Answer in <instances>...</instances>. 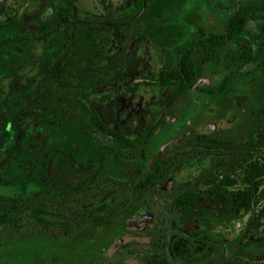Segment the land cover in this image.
I'll return each mask as SVG.
<instances>
[{
	"label": "rangeland",
	"instance_id": "rangeland-1",
	"mask_svg": "<svg viewBox=\"0 0 264 264\" xmlns=\"http://www.w3.org/2000/svg\"><path fill=\"white\" fill-rule=\"evenodd\" d=\"M58 3L68 6V21H61ZM232 4L0 0V212L18 218L0 225L7 264H146L152 256L171 264H264V197L236 215L202 183L220 160L233 169L264 132V10L249 15L247 29L208 62L194 46L225 30ZM244 44L253 54L250 63L237 57ZM186 47L196 67L193 82L210 73L197 80L208 96L193 105L187 90L169 98L177 83L158 77ZM92 110L135 143L104 136ZM198 111L214 126L204 131ZM188 117L191 131L171 132L172 119ZM201 134L231 143L216 147ZM155 165L161 173L139 187L138 178ZM261 181L252 189L264 187V176ZM192 189L200 190L193 205H173L175 196ZM141 210L152 214L151 223L122 228ZM172 236L187 239L174 256L167 251Z\"/></svg>",
	"mask_w": 264,
	"mask_h": 264
},
{
	"label": "trees",
	"instance_id": "trees-1",
	"mask_svg": "<svg viewBox=\"0 0 264 264\" xmlns=\"http://www.w3.org/2000/svg\"><path fill=\"white\" fill-rule=\"evenodd\" d=\"M58 14L60 19L66 21L68 18V6L63 3H58ZM244 15L238 13L229 21L227 25L228 38L238 33L243 27ZM117 41H120L123 37L121 28L118 24L113 26ZM226 43L225 34H212L204 38H200L194 42V46L198 47L205 52L203 60L212 59L218 53V48ZM246 53V52H245ZM195 63L192 57V48H184L176 64L169 70H160L158 73L159 80L163 83H169L175 81L177 83L174 91L170 94L169 98L176 96L181 91L185 90L193 81L195 75ZM226 82V81H224ZM224 82L221 87H224ZM92 115L97 120V113L92 111ZM204 140H209L215 144L216 147H222L229 145L231 141L221 140L213 137L203 136ZM259 143L249 145L244 150V155L234 160V168L230 169L224 163L223 160L219 161L221 166L214 170L205 172L202 175V183L204 184V190L209 195L229 201L231 203V210L236 215H242L247 213L252 203L259 202L264 197V187L257 189L258 185H261V179L264 176V149L262 148V142L264 140V132L260 131L258 135ZM136 140H128L129 144H134ZM160 167H155L152 172L146 175L145 181L140 184L145 185L154 180ZM256 181L257 187L252 189V183ZM200 190H186L179 193L173 199V205L175 207L191 206L194 203L195 198L198 196ZM17 218L0 213L1 223H13ZM187 239L185 237L172 236V242L168 244L167 251L170 256H174L180 252V250L186 244ZM198 247V250H201ZM146 264H171L165 257H152L147 260Z\"/></svg>",
	"mask_w": 264,
	"mask_h": 264
},
{
	"label": "flooded vegetation",
	"instance_id": "flooded-vegetation-1",
	"mask_svg": "<svg viewBox=\"0 0 264 264\" xmlns=\"http://www.w3.org/2000/svg\"><path fill=\"white\" fill-rule=\"evenodd\" d=\"M234 1V4H232V7L231 8H228L227 10H225L226 11V20H228V22H227V25H228V23H229V21L230 20H232L233 19V17L234 16H236L238 13H241V14H243L244 15V17H243V27H242V29L238 32V33H236V34H234V35H232V37H230V38H228V32H227V30H226V28H227V25H226V28H225V30L224 31H222V32H210L207 36H209V35H212V34H220V33H223V34H225V37H226V43L227 42H229V41H231L234 37H236L238 34H240L245 28H246V26H245V23H246V20H247V17L249 16V15H252V14H254V12H256V11H258V10H264V3H261V4H258V5H248V6H245V5H243L242 4V2H244V1H246V0H233ZM223 11V10H222ZM60 17V16H59ZM61 21H63V20H61ZM66 21H68V18H67V20ZM247 29V28H246ZM245 29V30H246ZM251 30V29H250ZM258 31V30H257ZM256 30H254V32H252L254 35H257V34H259V31L257 32ZM206 36V37H207ZM260 36H262V44H264V22H263V24H262V26H261V28H260ZM117 42H120V41H117ZM225 43V44H226ZM225 44H223V45H225ZM222 46V45H221ZM219 49V48H218ZM246 52V53H245ZM252 56H253V54H252V52L248 49V48H246V45L244 44V46H243V49L238 53V55H237V57L238 58H241V59H243V61H246V62H251L252 61ZM177 59H178V57H177ZM208 60V59H207ZM207 60H204V61H207ZM177 62V61H176ZM208 62V61H207ZM176 64V63H175ZM195 73H196V69H195ZM210 73H208V72H206V73H201L200 75H198L197 76V80L198 79H200V81L201 82H203V80L204 79H206V75H209ZM194 77H195V75H194ZM226 79H228L227 78V76L225 75L224 76V80H226ZM193 80H194V78H193ZM197 80L196 81H192L190 84H188V87L185 89V90H187L188 91V93H189V97H190V102H191V104L193 105L195 102V99H197V100H199V99H205L207 96H208V94H207V92H206V90H204L205 88H198L197 87ZM222 85V84H221ZM220 88H222L221 86H220ZM185 90H183V91H181L180 93H178L176 96H178V95H180V94H182ZM195 90H196V92H195ZM174 91V90H173ZM172 91V92H173ZM204 93H203V92ZM171 92V93H172ZM194 92V93H193ZM170 93V94H171ZM170 94H169V96H170ZM194 95H196V96H194ZM168 96V97H169ZM175 97V96H174ZM171 98H173V97H171ZM192 105L191 106H189V107H192ZM189 107L187 108V111L188 110H190L189 109ZM92 111H94V110H92ZM92 111H91V113H92ZM199 113H201V114H197L196 116L198 117V123H200L201 125H203V127H204V131H207V129H210V127L213 125L214 126V122L213 121H205V120H202V117H201V115H202V111H198ZM190 117V116H189ZM187 118V120H180V119H177V118H174V119H172V129H171V132L172 133H174V134H176L177 132H179V131H182V133H183V131H185L186 129H190V131L192 130V128H193V126H192V120H191V118ZM92 118H93V123L99 128V130L100 131H102L103 132V134H104V136H106V137H108V138H114V139H118V140H120L121 142H124L125 144H128V137H127V134H126V131L125 132H122V131H117V130H114V129H112V128H110V127H108L107 125H105V124H103L102 122H100L99 121V118H98V115H97V120H95L94 119V117H93V115H92ZM174 124V125H173ZM124 131V130H123ZM168 133V132H167ZM166 133V131H165V135L167 134ZM203 136H207V135H205V134H201L200 135V138L202 139L203 138ZM209 137V136H208ZM167 138H165V140H166ZM164 140V141H165ZM204 140V139H203ZM163 143V142H162ZM101 158V157H100ZM154 160V159H153ZM148 161L147 162H145V167H144V169L146 168V167H148ZM77 165H80L81 167H86V168H92L93 167V165L92 164H90V163H81V162H78L77 163ZM159 165H155L154 166V168L155 167H158ZM47 170H46V173H45V177H46V179H49V177L51 176V169L49 168L50 167V163L48 162V164H47ZM160 167V166H159ZM154 168L153 169H151V170H149L146 174H145V176H144V178L142 179V180H140L139 178H138V180H137V184H138V186L139 187H145V186H147L148 184H150L152 181H150L149 183H147V184H145V185H142V184H140V182H144L145 181V178H146V175L147 174H149L150 172H152L153 170H154ZM160 169H161V167H160ZM143 171V169L142 170H140V172H142ZM161 172H160V170L157 172V174H156V176H158V174H160ZM155 179V178H154ZM134 187H135V185H134ZM134 187H132V188H130V189H133ZM132 191V190H131ZM213 197V196H212ZM104 206H106L105 204H103V207ZM39 212L40 213H47V210H46V208L44 209V208H40L39 209ZM0 213H3V212H0ZM5 213V212H4ZM6 214V213H5ZM7 215H9V214H7ZM12 217H14V216H12ZM152 214L151 213H149V212H147V211H145V210H141V211H139V212H137L136 213V215H135V217L133 218V219H131V220H127L126 222H124L123 224H122V228H124V229H143V228H145L146 226H147V224L148 223H151V220H152ZM15 218H17V217H15ZM36 219L39 221V222H41V223H46V221H45V219L44 218H42L41 216H36ZM18 220V218L16 219V221ZM15 222V221H14ZM13 222V223H14ZM1 224H11V223H1ZM0 224V225H1ZM1 250V249H0ZM1 252V251H0ZM152 257H158V256H152ZM151 257V258H152ZM7 260H8V256L6 255V254H0V264H7Z\"/></svg>",
	"mask_w": 264,
	"mask_h": 264
}]
</instances>
